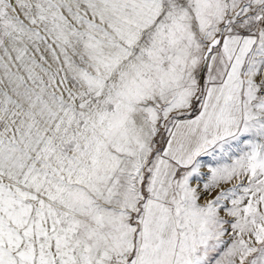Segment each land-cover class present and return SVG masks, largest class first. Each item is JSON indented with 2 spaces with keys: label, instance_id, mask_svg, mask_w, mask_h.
Here are the masks:
<instances>
[{
  "label": "snow or ice",
  "instance_id": "snow-or-ice-1",
  "mask_svg": "<svg viewBox=\"0 0 264 264\" xmlns=\"http://www.w3.org/2000/svg\"><path fill=\"white\" fill-rule=\"evenodd\" d=\"M0 264H264V0H0Z\"/></svg>",
  "mask_w": 264,
  "mask_h": 264
}]
</instances>
